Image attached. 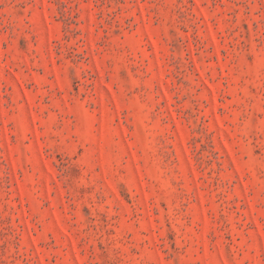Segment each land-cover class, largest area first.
<instances>
[{
  "label": "rangeland",
  "instance_id": "1",
  "mask_svg": "<svg viewBox=\"0 0 264 264\" xmlns=\"http://www.w3.org/2000/svg\"><path fill=\"white\" fill-rule=\"evenodd\" d=\"M0 264H264V0H0Z\"/></svg>",
  "mask_w": 264,
  "mask_h": 264
}]
</instances>
